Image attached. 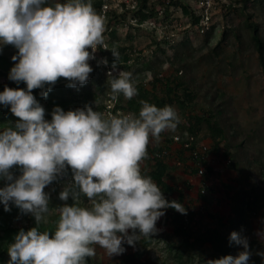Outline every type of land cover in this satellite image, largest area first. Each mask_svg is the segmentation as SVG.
I'll return each instance as SVG.
<instances>
[{
  "label": "clouds",
  "instance_id": "1",
  "mask_svg": "<svg viewBox=\"0 0 264 264\" xmlns=\"http://www.w3.org/2000/svg\"><path fill=\"white\" fill-rule=\"evenodd\" d=\"M46 5V0H0V45L18 49L9 79L23 81L26 90L5 87L0 105H10L19 118L14 127L0 131V178L8 181L0 189V203L10 211L9 202L22 213L32 214L37 227L20 230L8 245V264H87L96 245L108 256L122 254L124 243L134 246L158 230L156 223L172 208L187 214L184 206L165 199L160 187L144 174L150 142H159L165 131L175 132L180 123L171 105L157 107L141 100L138 114L105 116L91 107L63 111L54 108L51 121L32 95L34 89L45 97L60 78L68 87L84 85L93 71L88 61L97 48H105V17L92 0H66ZM88 49H91L90 53ZM108 73L110 94L117 100L135 97L137 87L128 71H116L120 54ZM107 64V61H103ZM18 166L16 178L11 169ZM70 167L73 183L59 199L73 200L56 209L54 230L41 231L47 223L49 194L45 187ZM89 206H81V197ZM128 230H132L129 235ZM137 230L139 235H137ZM230 242L243 247L237 256L209 260L207 264H248L251 253L246 237L233 231ZM264 256V253H259Z\"/></svg>",
  "mask_w": 264,
  "mask_h": 264
},
{
  "label": "rangeland",
  "instance_id": "2",
  "mask_svg": "<svg viewBox=\"0 0 264 264\" xmlns=\"http://www.w3.org/2000/svg\"><path fill=\"white\" fill-rule=\"evenodd\" d=\"M102 1L107 5L106 12L101 13L105 17L104 37L107 49L98 47L94 53V59L88 61L93 71L84 85L68 87L69 81L60 78L55 85L51 86V95L47 93L46 98H39L38 103L45 110V120L46 115L52 114L57 107L54 102L60 103L61 100H65L67 105L59 107L63 111L68 108L73 111L84 109L85 106L97 111L99 106L102 107L107 99L111 98L108 83L109 70L100 66V63L111 56V46L112 48L117 46L128 49L126 63L128 70L126 71L132 73L135 85L142 84L145 88H150L152 72L157 71L165 77L181 76L194 95V99L184 111L177 109L180 116L177 130L163 132L160 141L150 142L149 148L161 147L164 143L171 145L176 136L181 139L193 138L198 141L200 148H209L208 144L211 143L204 125L194 135L195 138L187 131L191 124L190 117L201 114L217 116L216 112L220 110L221 114L217 118L222 128L229 137L234 135V142H244L241 151L248 160L264 161V69L259 62L249 27L250 23L256 24L258 33L264 40V0H247L246 2L218 0L219 4L212 18L214 30L209 36L207 33L200 34L197 27L190 25V16L197 10L198 0H149L148 5L154 4L158 9L161 6L168 7V17L160 21L164 15L161 14L160 23L155 30H151L149 26L130 25L135 24L132 19L134 8L130 7V0L127 2L125 0ZM54 2L64 3L66 0ZM108 14L112 17L109 23L107 22ZM113 30L115 34L111 36L110 33ZM224 31L225 38L222 40ZM186 41L188 45L183 49L180 48L179 44ZM88 51L92 52L91 49ZM14 52L15 48L10 45H0V56L9 58ZM16 62L14 61V65ZM5 80L1 77L0 84ZM173 83L177 84L176 81ZM161 90L159 86L157 93L160 94ZM179 92L181 93V90ZM118 99L123 104L127 101L122 94ZM7 106L10 108V105ZM10 115L12 116L10 123L15 125L19 118L13 114ZM223 150L222 146L220 152L222 153ZM172 155H175L173 151ZM211 158L209 157V165L219 166V170H213V174L208 179L197 176L196 180L193 178L190 182L194 186L192 189L191 186L183 188L182 183L187 181L183 168L173 166L172 162L174 168L170 169L167 177V180L180 188L179 192L184 194L181 202L184 208L197 214V222L193 226L199 232L214 227L217 216L225 220L230 217L229 196L233 191L227 190L224 186L229 185L235 189L239 179L237 173L232 171L225 162L226 159L222 156ZM145 161L142 164H146L147 171V168L152 167L154 163ZM141 169L144 170V167L141 166ZM21 174L20 172L18 177ZM243 180L244 186L249 184L256 187L262 184L257 171L244 175ZM4 182L5 179L0 178V189L7 186ZM207 186L209 189H206ZM60 187L64 189L62 183ZM201 190L206 193V203L198 197ZM84 206L91 205L86 203ZM56 209L58 208L50 209L47 214L48 222L44 223L45 225L49 226L51 217L54 214L58 215ZM28 215L29 218L21 217L19 221H15L13 227L21 229L24 224L32 221L34 216L30 213ZM163 216L156 223L157 228L159 222L157 230L160 231H157V236L154 234L150 237L141 236L134 247L122 246L125 251L138 247L145 251L143 260L148 261V264H172L173 248L181 241V238L173 234L171 222ZM247 225V240L255 242V253H264V208L255 207V215L248 217ZM128 232L129 235L132 234V230ZM136 234L139 235L138 230ZM96 248L97 259L89 258L90 264L117 263L118 255H114L117 258L108 256L103 248L98 245ZM210 252L208 245L201 247L195 264H207V261L213 259ZM5 257L9 261L8 251Z\"/></svg>",
  "mask_w": 264,
  "mask_h": 264
},
{
  "label": "trees",
  "instance_id": "3",
  "mask_svg": "<svg viewBox=\"0 0 264 264\" xmlns=\"http://www.w3.org/2000/svg\"><path fill=\"white\" fill-rule=\"evenodd\" d=\"M54 1L55 0H46L45 6H47L48 4H52L51 2ZM246 1L247 0H244V2ZM134 2L136 7L134 8L132 15V17L134 18L132 19H134L135 24L131 23L130 25L141 27V25L148 20L154 21L156 25H158L160 23L159 18L161 14L164 15L160 21L168 17V7L166 8L161 6V8L158 9L154 4L148 5L149 0H134ZM92 4L96 11L100 14L103 1L92 0ZM114 17L117 18V16L115 15ZM111 19V14H108L107 22L109 23ZM199 21V16L191 14L190 25H192L193 27H198ZM249 27L252 32V40L255 50L258 54L259 62L264 69V40L259 35L258 26L256 24L250 23ZM213 30L214 22L212 21V25L210 27V30L207 32V35H211L213 33ZM114 34L115 32L113 30L110 35L114 36ZM224 38L225 31L223 32L222 40ZM187 45V41L179 44L180 48L182 49ZM10 47L15 48L12 45H10ZM112 49H116L120 54V58L118 61L119 65L117 66L116 71L112 72L113 76H115L119 71L128 70V67L126 66V63L128 62V49L117 46L112 48L111 46V50ZM17 53L18 49L15 48V52L12 54V56L17 55ZM12 56H10L9 58L0 56V78L3 77L6 79L4 83L0 84V92H2L5 87L26 90V84L23 81L17 83L9 79L10 69L14 66V61L11 59ZM106 61L107 64L101 63L100 66L109 67L112 70L111 66L114 61L112 52L111 56ZM177 72L179 71L177 70ZM173 81H176L177 84L174 85ZM149 85L150 88H145L142 84H137L136 87L138 94L132 99H127L125 104L121 103L118 99L119 106L123 107L126 111L132 114H138L139 108L141 107L139 102L141 100H144L156 105L157 107L171 105L176 110L179 109L181 111H184L189 103H191V101L194 99V95L189 90V86H187L185 81L179 75H175L173 77H165L162 76L159 72L154 71L152 72V79ZM159 86L162 89L160 91V94L157 93L159 91ZM46 87H48V85H45V89L32 90V95L36 98L37 102L41 97V91L46 90ZM179 90H181V93L179 92ZM60 92L63 93V91ZM47 93L51 95V91ZM54 103L57 107H64L67 105V102L65 100H61L60 103ZM69 110L70 108L64 111L67 112ZM97 111L101 112L100 106ZM216 113L217 116H219L221 114V111L218 110ZM10 114L12 113L8 106L0 105V131H2L4 127L15 126L10 123V121L12 120V116ZM217 116L208 114L191 116V124L190 127L187 128V131L194 137V135L200 131V127L204 125L208 131V138L211 140L212 144L209 148V151L207 150L204 155L198 156L200 158L204 157V159H207L206 154L208 152H211V154L215 157L222 156L224 159H226L225 162L228 163L227 165H229V168L237 173L239 177L236 182L237 188L234 189L229 185L224 186L227 190L233 191L229 196L230 217L225 220L223 217L217 216L216 225L214 227L207 228L199 232L196 231L195 226H193L197 222L196 213L190 210H186L187 214L185 215L177 212L175 209L167 208L169 210L170 222L173 226V234L181 238V241L173 248L174 254L172 258V264H195V259L198 255L197 253L199 249L204 245L209 246L211 250L210 255L213 258L212 260L219 259L228 255H231L233 257L237 256L238 253L243 251L244 249L241 245L230 242V233L235 231L242 237L247 238L248 217L255 215V207H257L258 209L264 208V161L259 160L256 162H252L248 160V158L241 151L244 142H234V135H230L229 137V134L226 133L224 128H222ZM51 118V114L46 115L47 121H51ZM186 141L188 140L182 139L179 142V146L181 150H183V152H186L187 160L180 156L181 154H170L159 159L151 158V156L155 155L156 153H160L163 150L172 151V149L168 146L169 144L161 147L159 146L147 148L148 158L145 160L154 164L152 167L147 168L146 171V164L143 163L144 170L142 169V172L153 179L157 186L160 187L165 199L168 201L175 200L181 203L184 199V194H182V192H179V189L176 185L169 186L166 183L168 174H170V169L174 168L173 166L183 168L184 170L188 171L187 173L191 176H197V169L192 168V166L190 165L194 161V152L197 149L198 141L194 139L190 142L189 147L184 148L183 145L186 144ZM173 143H175L174 138ZM222 146L224 150L221 153L220 151ZM185 161H187V164ZM171 162L173 163V166ZM202 163L206 167V173L204 177L208 179L213 174V169L207 165L206 160H202ZM10 171L16 178L21 172L18 166H14ZM253 171L258 172L262 184L256 187L249 184H246V186H244V175L250 174ZM70 173L71 168L67 167L66 171L62 175L58 176L56 180L45 187L44 191L46 193L49 192V209L59 208L64 204L71 206L74 203L71 196H69L67 201H62L59 199V194L62 190L59 188L57 183L61 181L64 175ZM7 183L8 181L5 180L4 184L7 185ZM206 189H209L208 186L206 187ZM175 192L177 193L176 195L174 194ZM200 193L201 194H198V197L202 199L204 203H206V193L204 192V190H201ZM84 203L90 205V202L87 200V198L82 196L81 206H84ZM8 206L10 208V211H5L4 204L0 203V264H8V260L5 257L7 248L9 244L14 242V237L18 234V232L20 230H24L26 232L33 227H37L35 218H33V220L28 222L27 224H24L21 229H16L15 227H13L15 221H19L21 217L29 218V215L22 213L21 210L12 203H9ZM57 218L58 215L54 214L50 219L49 226L41 223L39 226L40 230H54V221ZM247 242L249 246V252L251 253L248 264H264V256L255 253V242H249L248 240ZM124 246L126 247L128 246V244L125 243L123 247ZM118 256L119 257L116 264H148V261L143 260L145 257V251L138 247L132 248L128 251H124ZM87 264H90L89 258L87 260Z\"/></svg>",
  "mask_w": 264,
  "mask_h": 264
},
{
  "label": "built area",
  "instance_id": "4",
  "mask_svg": "<svg viewBox=\"0 0 264 264\" xmlns=\"http://www.w3.org/2000/svg\"><path fill=\"white\" fill-rule=\"evenodd\" d=\"M125 1L127 2V0H125ZM129 3H130V7L132 9L135 8L134 0H130ZM218 4H219L218 0H198L197 10L194 11L193 14L200 17V21H199V24L197 27V30L200 34H205L210 30V27H211L212 21H213L212 18L214 16V11L217 8ZM106 10H107V5L103 4L101 7L100 14L101 13L104 14L106 12ZM145 26L151 27V30L157 29L156 23L154 21H151V20H148L141 25V27H145ZM106 68L109 70V72L111 71V68H109V67H106ZM101 113L105 116H112V115L119 116L122 114H132V113L126 111L123 107L119 106V100L118 99L113 100L111 98L107 99V101L101 107ZM181 140L182 139L180 137H177V136L174 137V142L176 144H179V142ZM185 140H188V141H186V144H184L183 147L187 148L190 146V142L194 139L193 138H191V139L186 138ZM201 148H199V149L197 148L195 150L194 161L190 165V166H192V168L197 169V177H199V178H203L205 173H206V167L202 163V160H206V159H204V157L200 158L198 155H204L208 150V148H205V147H203L202 149ZM170 154H172V151L163 150L162 152L156 153L155 155L151 156V158H153V159L158 158L159 159V158H162V157L170 155ZM178 165H180V164H178ZM73 182H74L73 181V174L71 171L70 174L64 175L63 178L61 179V181L58 182L57 184H58L59 188L61 190H63L60 187L61 183L63 184V187L65 188L66 186L72 184ZM48 194H49V192H48Z\"/></svg>",
  "mask_w": 264,
  "mask_h": 264
},
{
  "label": "crops",
  "instance_id": "5",
  "mask_svg": "<svg viewBox=\"0 0 264 264\" xmlns=\"http://www.w3.org/2000/svg\"><path fill=\"white\" fill-rule=\"evenodd\" d=\"M208 139H209V138H208ZM209 140H210V139H209ZM210 143L212 144L211 140H210ZM211 144H208V145H209V148H210ZM164 145H168V144H167V143H164ZM164 145H163V146H164ZM168 146L172 149V151H173L174 154H177V155L181 154L180 156H182L185 160H187V159H186V152H183V150H181L179 144L172 143L171 145H168ZM197 148H198V149L200 148V145H199V144H198ZM209 148H208V150H209ZM209 157L216 158L214 155L211 154V152H210V153H207V156H206L207 159H206V161L208 160V161H207V165H208V166H210L209 163H208V162L210 161ZM212 158H211V159H212ZM185 162H186V164H187V161H185ZM141 166L143 167V164H141ZM212 166H213V165H212ZM212 166H210V167L212 168ZM215 167H216V166H213V168H212L214 171H218L219 168H220L219 166L216 167V168H215ZM183 172H184V173H183L184 176L187 178V181L182 183L183 188L186 189L187 187L191 186L190 188L192 189L194 186L191 185L190 182H191V180H193V178L196 180V179H197L196 176H191V175H189V174L187 173L188 171H186V170H184V169H183ZM166 183H167L169 186H174V184L171 183L170 180H166ZM178 189H180V188H178ZM174 194L176 195V192H175ZM163 211L165 212V216H163V217H164V218H167V220L170 221L169 210H168V209H164ZM164 218H163V219H164ZM160 220H161V217H160ZM157 228H159V222H158V226H157ZM158 232H160V231H158ZM155 235L157 236V232H156V234H154V236H155ZM158 236H159V235H158ZM124 244H125V243H124ZM124 244H123V245H124ZM123 245H122V246H123ZM94 247H95V252H96V254H95V256H93V258H94V259H97V251H98V250H97L96 246H94ZM113 256H114V255H113ZM114 257H115V256H114Z\"/></svg>",
  "mask_w": 264,
  "mask_h": 264
}]
</instances>
